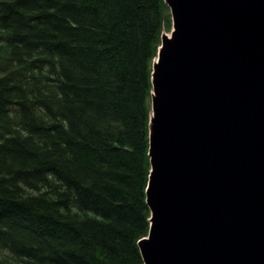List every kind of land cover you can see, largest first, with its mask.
<instances>
[{"label":"trees","instance_id":"obj_1","mask_svg":"<svg viewBox=\"0 0 264 264\" xmlns=\"http://www.w3.org/2000/svg\"><path fill=\"white\" fill-rule=\"evenodd\" d=\"M164 0H0V264H143Z\"/></svg>","mask_w":264,"mask_h":264},{"label":"water","instance_id":"obj_2","mask_svg":"<svg viewBox=\"0 0 264 264\" xmlns=\"http://www.w3.org/2000/svg\"><path fill=\"white\" fill-rule=\"evenodd\" d=\"M204 1L165 0L143 264H264V0Z\"/></svg>","mask_w":264,"mask_h":264},{"label":"bare ground","instance_id":"obj_3","mask_svg":"<svg viewBox=\"0 0 264 264\" xmlns=\"http://www.w3.org/2000/svg\"><path fill=\"white\" fill-rule=\"evenodd\" d=\"M262 5V4H261ZM239 6V5H238ZM261 8V7H260ZM261 10H262V14H263V16H264V7H262L261 8ZM250 33L249 32H246L245 33V35H244V38H243V40H244V43L247 41L248 42V40H250ZM184 46V45H183ZM186 47V46H185ZM196 48V47H195ZM195 48H192V50L191 51H187V49L185 48V51L187 52V53H189V54H198V53H194V49ZM181 52H182V50H181ZM199 52V51H198ZM185 54V53H184ZM186 55V54H185ZM193 58V57H192Z\"/></svg>","mask_w":264,"mask_h":264},{"label":"rangeland","instance_id":"obj_4","mask_svg":"<svg viewBox=\"0 0 264 264\" xmlns=\"http://www.w3.org/2000/svg\"><path fill=\"white\" fill-rule=\"evenodd\" d=\"M204 2H205V3H204V5H203V6H206V5H207V0H205ZM182 37H183V36H182Z\"/></svg>","mask_w":264,"mask_h":264}]
</instances>
